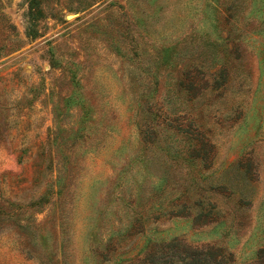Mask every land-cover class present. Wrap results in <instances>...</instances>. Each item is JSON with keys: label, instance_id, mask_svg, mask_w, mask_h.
<instances>
[{"label": "rangeland", "instance_id": "obj_1", "mask_svg": "<svg viewBox=\"0 0 264 264\" xmlns=\"http://www.w3.org/2000/svg\"><path fill=\"white\" fill-rule=\"evenodd\" d=\"M168 244L264 264V0H0V264Z\"/></svg>", "mask_w": 264, "mask_h": 264}, {"label": "trees", "instance_id": "obj_2", "mask_svg": "<svg viewBox=\"0 0 264 264\" xmlns=\"http://www.w3.org/2000/svg\"><path fill=\"white\" fill-rule=\"evenodd\" d=\"M160 246L159 248H157L158 250H156L157 254L158 252H161L157 257L158 264H173V261L171 260V258H167V255L170 254V251L173 248H178L179 246L178 245L174 246V244H168L166 246L160 245ZM164 249H169V251L164 252L165 251ZM181 253L184 254V256L182 257L183 259L181 261V264H226L221 260L217 261V255L212 252L207 253V252L192 251L189 253L187 250L183 248Z\"/></svg>", "mask_w": 264, "mask_h": 264}]
</instances>
